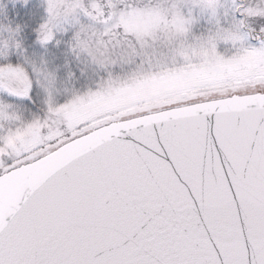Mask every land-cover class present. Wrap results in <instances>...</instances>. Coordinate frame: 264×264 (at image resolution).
<instances>
[{"label":"snow or ice","instance_id":"6c2138e0","mask_svg":"<svg viewBox=\"0 0 264 264\" xmlns=\"http://www.w3.org/2000/svg\"><path fill=\"white\" fill-rule=\"evenodd\" d=\"M0 264H264V0H0Z\"/></svg>","mask_w":264,"mask_h":264}]
</instances>
